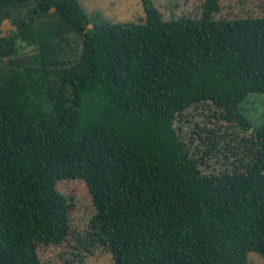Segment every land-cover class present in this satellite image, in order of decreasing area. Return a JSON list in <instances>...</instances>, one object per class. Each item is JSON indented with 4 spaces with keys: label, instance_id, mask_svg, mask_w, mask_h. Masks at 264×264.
<instances>
[{
    "label": "trees",
    "instance_id": "trees-1",
    "mask_svg": "<svg viewBox=\"0 0 264 264\" xmlns=\"http://www.w3.org/2000/svg\"><path fill=\"white\" fill-rule=\"evenodd\" d=\"M140 2L133 22L80 0H0V264H46L38 248L62 243L63 264L98 245L113 264L264 257V120L253 129L241 108L264 94V16L212 18L219 0H204L199 15L167 17ZM205 101L252 131L230 170L202 172L174 125ZM84 168L80 234L60 183Z\"/></svg>",
    "mask_w": 264,
    "mask_h": 264
},
{
    "label": "rangeland",
    "instance_id": "rangeland-1",
    "mask_svg": "<svg viewBox=\"0 0 264 264\" xmlns=\"http://www.w3.org/2000/svg\"><path fill=\"white\" fill-rule=\"evenodd\" d=\"M204 0H152L155 6L168 16L188 15L195 16L202 12ZM86 13L98 10L107 18L114 21H142L144 17L140 0H80ZM264 16V0H219V9L211 14L212 18H247ZM13 26L8 20L2 23V34L11 31ZM78 33H71L69 46L72 47L70 59L74 60L80 49ZM22 52L28 50L24 47ZM21 52V53H22ZM69 59V60H70ZM244 115L251 122L252 128H257L264 120V94L249 93L241 104ZM175 127L180 138L185 143L189 152L196 157H201L200 169L205 173H219L230 170L234 164H239L240 158L246 159L245 150L248 148L244 137L252 135L251 129L244 130L235 121H228L221 117L220 110L211 102L205 101L190 106L186 111L177 116ZM213 145V149L211 147ZM209 154L205 151L209 150ZM232 150H236L234 155ZM91 156V154H90ZM86 168L82 169L78 177L62 179L60 189L68 198L69 218L73 225H77L80 234L86 230L85 223L87 212L90 208L91 197L88 191L89 172L85 175ZM96 174L95 177H98ZM74 219V221H73ZM78 219L75 222V220ZM86 221V222H85ZM69 244L42 245L38 253L46 264H63L67 257ZM73 264H113L110 253L103 245H98L86 253L82 261ZM247 264H264V257L254 251H249Z\"/></svg>",
    "mask_w": 264,
    "mask_h": 264
}]
</instances>
